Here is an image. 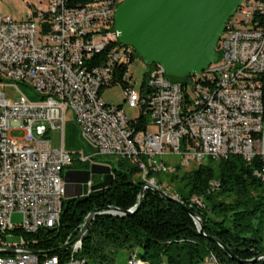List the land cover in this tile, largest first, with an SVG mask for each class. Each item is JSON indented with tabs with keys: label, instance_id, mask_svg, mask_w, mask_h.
<instances>
[{
	"label": "built area",
	"instance_id": "1",
	"mask_svg": "<svg viewBox=\"0 0 264 264\" xmlns=\"http://www.w3.org/2000/svg\"><path fill=\"white\" fill-rule=\"evenodd\" d=\"M123 1L70 5L46 0L44 11L24 19L0 15V87L19 93L8 100L0 90V251H11L0 255V264H85L75 257L81 237H66L67 255L59 262L55 255L39 259L21 235L56 227L64 200L62 172L74 161L126 159L137 167L143 191L161 190L150 174L230 155L246 163L257 158L261 170L254 175L264 180L259 82L264 76V0L241 2L218 38L215 61L190 75L185 85L165 80L153 64L146 71L143 97L133 89L129 73L136 54L118 41L112 27L113 12ZM101 54L103 60L94 64ZM111 86L121 88L126 106L138 110L136 117L128 120L121 106L101 101L100 93ZM19 87L28 88L32 99ZM67 112L85 157L62 147ZM140 114L145 116L141 128ZM10 130L22 131L24 144L17 145ZM51 131L59 132L58 148L49 146ZM173 156L176 162L166 161ZM91 185L90 180L84 184L86 195ZM191 202L199 205L195 197ZM12 213L20 215L17 226L10 223ZM11 236L18 241L7 242ZM124 264L145 263L131 252ZM201 264L217 262L209 256Z\"/></svg>",
	"mask_w": 264,
	"mask_h": 264
},
{
	"label": "trees",
	"instance_id": "2",
	"mask_svg": "<svg viewBox=\"0 0 264 264\" xmlns=\"http://www.w3.org/2000/svg\"><path fill=\"white\" fill-rule=\"evenodd\" d=\"M66 1L74 5L89 0ZM102 55L94 64L103 60ZM153 66L150 64L149 68ZM165 75L170 82L181 85L190 77ZM145 81L146 73L138 89L141 97L146 92ZM259 82L264 109V76L259 77ZM144 120L145 116L140 114L139 128ZM108 167L112 174L109 186L82 197L62 200L58 223L53 230L21 234L27 248L39 259L43 254L55 255L63 262L67 255V249L61 248L64 240L67 236L73 239L91 210L112 206L126 211L135 205L142 186L137 167L120 158ZM260 170L257 158L246 163L239 156L230 155L218 160L207 158L189 167L175 164L171 171L150 174L159 187H164L157 192L144 190L137 209L130 215L94 216L80 239L75 257L83 259L85 264H107L115 252L126 250L135 252V257L145 264H201L209 256H213L217 264H243L232 261L223 251L224 247L239 261L264 264L261 245L264 180L254 175ZM165 189L177 199L164 194ZM161 193L170 199L162 197ZM193 197L199 199V205L191 202ZM184 208L197 217L203 236L198 234ZM49 250L55 252L46 254Z\"/></svg>",
	"mask_w": 264,
	"mask_h": 264
},
{
	"label": "water",
	"instance_id": "3",
	"mask_svg": "<svg viewBox=\"0 0 264 264\" xmlns=\"http://www.w3.org/2000/svg\"><path fill=\"white\" fill-rule=\"evenodd\" d=\"M243 0H124L113 12L112 27L120 43L130 46L144 64L159 66L164 74L175 77L198 74L216 59L215 46L226 21L234 14ZM90 175H98L101 181L89 187V192L109 186L112 180L110 168L106 165L89 164L85 171L66 170L62 172L64 199L85 196L84 184ZM74 186V191L70 187ZM140 189L137 201L126 211L107 206L91 210L83 219L80 229L73 237L78 240L86 232L94 216L108 214L124 216L133 213L141 200ZM161 196L170 199L161 193ZM198 234L203 236L201 225L188 209ZM213 241V239H210ZM62 245L61 248H64ZM228 257L239 261L226 248ZM55 250H49L51 254ZM11 254L10 250L0 255Z\"/></svg>",
	"mask_w": 264,
	"mask_h": 264
},
{
	"label": "rangeland",
	"instance_id": "4",
	"mask_svg": "<svg viewBox=\"0 0 264 264\" xmlns=\"http://www.w3.org/2000/svg\"><path fill=\"white\" fill-rule=\"evenodd\" d=\"M122 1V0H120ZM46 8V0H0V15L3 16H9L14 20L24 19L26 16L31 15L33 12L38 11H44ZM236 18V15L233 17ZM149 69V65H146L143 63L140 57L135 56L132 63L129 65V73H131V80L133 82V89L137 92L139 89V86L142 81V76L146 73V71ZM165 80L171 81L169 77L165 75ZM0 90L3 91L4 97L8 100H12L14 96L19 94L17 91H14L13 88L10 86H6L1 88ZM20 94L22 93L27 99L31 100L32 92L28 88H18ZM100 99L103 103L113 106H121L124 112V115L126 119L131 120L134 117L137 116L138 110L136 108L130 109L126 106V104L123 102L124 97L122 90L119 86H111L108 88H105L100 93ZM65 118L67 120V123L64 125L63 134H62V147L65 150H69L71 152H81V155L83 157L86 156V151L84 150V147L82 145V142L78 138L77 134V128L74 125V123L71 121L70 115L68 112L65 114ZM150 131V130H149ZM152 131V129H151ZM9 136L13 139H15L17 145L24 144L20 139L22 138V131L20 130H10ZM59 132L57 131H51L48 133V139L50 140L49 146L51 148H58L59 147ZM67 144V146H65ZM79 156V153H78ZM116 157H102L97 162L95 160H92V163H97L101 165L109 166L113 160H116ZM177 157H168L166 158V161L168 162H176ZM89 162L85 161L83 163H79L77 161H74L70 170L74 171H85L88 169ZM188 170V169H186ZM89 180L92 182V184H96L101 181V177L98 175H90ZM164 187V186H161ZM166 194H170L169 189H165ZM10 223L13 226H17L20 223V215L18 213H12L10 217ZM261 245L264 247V222H263V228L261 232ZM9 243H15L18 241L17 236H11L6 239ZM123 257V254L121 251H117L113 254V258L116 260L121 259Z\"/></svg>",
	"mask_w": 264,
	"mask_h": 264
},
{
	"label": "crops",
	"instance_id": "5",
	"mask_svg": "<svg viewBox=\"0 0 264 264\" xmlns=\"http://www.w3.org/2000/svg\"><path fill=\"white\" fill-rule=\"evenodd\" d=\"M47 138H48V134H47ZM65 146H67V144H65ZM67 151H69V150H67ZM69 152H71V151H69ZM73 153H75V152H73ZM70 191H74L72 187H70ZM121 253L123 254V257L121 259L116 260L115 258H113L110 263L111 264H124L126 259L129 256L130 252L126 251V250H121Z\"/></svg>",
	"mask_w": 264,
	"mask_h": 264
},
{
	"label": "flooded vegetation",
	"instance_id": "6",
	"mask_svg": "<svg viewBox=\"0 0 264 264\" xmlns=\"http://www.w3.org/2000/svg\"><path fill=\"white\" fill-rule=\"evenodd\" d=\"M66 170H70V169H65L64 171H66Z\"/></svg>",
	"mask_w": 264,
	"mask_h": 264
}]
</instances>
